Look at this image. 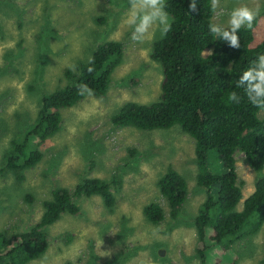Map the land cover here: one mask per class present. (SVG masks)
Listing matches in <instances>:
<instances>
[{"label":"rangeland","instance_id":"obj_1","mask_svg":"<svg viewBox=\"0 0 264 264\" xmlns=\"http://www.w3.org/2000/svg\"><path fill=\"white\" fill-rule=\"evenodd\" d=\"M1 2L7 4L0 5V165L8 140L18 131L17 117L26 115L28 123L32 121L39 96L68 83L64 77L68 65L85 63L95 46L108 40L122 43V60L111 73L103 99L88 96L59 111L58 132L40 147L41 159L35 166L16 173L21 176L19 183H15L13 171L0 173V231L21 232L36 223L42 202L56 188L72 192L83 178L118 179L119 188H111L115 197L111 213L98 196L73 198L78 213L60 215L47 228L48 249L29 264L199 261L194 219L205 189L196 183L193 139L177 124L143 131L110 122L125 102L145 105L158 99L162 73L159 64L149 59L153 38L160 35L158 28L154 25L143 42L133 41L132 30L124 23L128 0ZM241 4L260 7L252 28L251 45L255 46L264 40V0H220L213 22L226 27L227 8ZM101 17L104 21H95ZM43 31L49 40L39 48L36 35ZM233 157L237 181L242 182L241 200L236 205L239 211L259 172L244 163L241 153ZM168 166L184 178L187 187V198L175 219L170 218L156 187ZM206 170L224 172L213 151L207 153ZM260 174L264 175V169ZM27 195L30 202L24 199ZM149 203H157L163 210L164 220L157 225L143 214L142 208ZM251 237L233 245L235 264H264V224Z\"/></svg>","mask_w":264,"mask_h":264},{"label":"trees","instance_id":"obj_2","mask_svg":"<svg viewBox=\"0 0 264 264\" xmlns=\"http://www.w3.org/2000/svg\"><path fill=\"white\" fill-rule=\"evenodd\" d=\"M189 2L165 0L171 30L163 37H156L149 57L159 64L162 73L158 99L145 105L125 102L110 117V122L115 127L143 131L177 124L193 139L196 183L205 189V199L194 219L199 264H235L233 245L255 236L264 224V175L260 174L264 169V109L252 106L243 90L236 88L241 73L258 55L264 54V40L252 46V29L241 28L238 32L241 46L231 48L226 41L209 33L208 26L214 24L211 0H195L196 11L189 9ZM6 4L0 0V5ZM103 19L95 21L99 23ZM19 24L17 22V26ZM255 25L256 20L253 27ZM48 40L45 31L36 35L39 48ZM90 56L94 57V65L86 61L77 65L76 72L66 70L64 77L68 83L65 86L39 96L30 123L26 115L17 117L18 131L12 134L2 152L1 174L13 171L15 183H19L21 176L16 173L39 162L40 147L60 128L59 111L88 97L77 94V84H87L93 89L94 98L105 97L111 73L122 60V43L103 41ZM90 66L94 67L91 73L87 71ZM233 91L241 97L239 103L227 100ZM261 111L263 115L259 117ZM209 151L215 153L223 173L212 174L206 170ZM234 153H241L244 163L259 172L252 193L243 199L239 211L236 205L241 200L242 182L237 181ZM119 185L118 179L83 178L72 192L56 188L50 198L42 202L36 223L21 232L0 231V264H29L40 258L49 245L47 228L60 215L78 213L73 198L98 196L102 206L111 213L115 203L111 188L116 191ZM156 187L167 203L170 218L175 219L187 198L184 178L168 166L158 177ZM24 199L30 202L32 198L27 195ZM142 211L151 224L164 220L163 210L157 203L148 204Z\"/></svg>","mask_w":264,"mask_h":264},{"label":"clouds","instance_id":"obj_3","mask_svg":"<svg viewBox=\"0 0 264 264\" xmlns=\"http://www.w3.org/2000/svg\"><path fill=\"white\" fill-rule=\"evenodd\" d=\"M128 5L129 8L124 23L132 30L131 39L133 41L143 42L150 34V29L154 25L158 28L161 37L165 36L171 30L172 21L168 12L165 10V0H128ZM219 5L220 0H211V8L213 10L218 8ZM189 9L196 11L195 0H190ZM227 11L229 13L227 26L210 24L208 26L209 33L226 41L231 48L239 49L241 45L238 32L241 28L248 30L253 28V23L260 13V7L257 5L255 8H250L245 4H241L233 9L228 7ZM152 34L154 35V33ZM153 39H156V37ZM204 54L211 55L212 53L204 52ZM87 63L94 65V57L89 56ZM68 67L72 72L77 71L76 64H70ZM93 70L94 67L92 66L87 68L89 73ZM76 88L77 94L80 96L94 95L93 89L87 84H77ZM236 88L243 90L247 101L252 106L264 109V54L258 55L252 65L241 73L236 82ZM227 100L232 103H239L241 97L237 92L233 91L228 94ZM193 264H199V261H194Z\"/></svg>","mask_w":264,"mask_h":264}]
</instances>
